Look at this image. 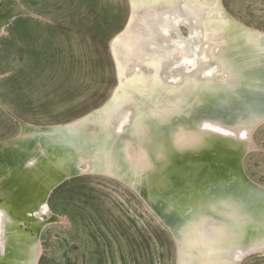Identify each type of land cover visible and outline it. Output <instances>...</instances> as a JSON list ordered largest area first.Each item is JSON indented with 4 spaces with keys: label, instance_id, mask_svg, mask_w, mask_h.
Returning a JSON list of instances; mask_svg holds the SVG:
<instances>
[{
    "label": "bare ground",
    "instance_id": "6f19581e",
    "mask_svg": "<svg viewBox=\"0 0 264 264\" xmlns=\"http://www.w3.org/2000/svg\"><path fill=\"white\" fill-rule=\"evenodd\" d=\"M0 1L1 34L26 10ZM128 6L109 40L117 86L106 104L64 126L20 120V134L0 140V264H38L40 232L56 219L46 200L87 174L144 200L176 242L174 264L264 253V185L242 164L264 125V30L222 0Z\"/></svg>",
    "mask_w": 264,
    "mask_h": 264
},
{
    "label": "rangeland",
    "instance_id": "374dc122",
    "mask_svg": "<svg viewBox=\"0 0 264 264\" xmlns=\"http://www.w3.org/2000/svg\"><path fill=\"white\" fill-rule=\"evenodd\" d=\"M15 1L26 15L14 17L0 34V140L18 131L3 106L20 120L56 124L101 105L116 83L109 40L129 12L127 0ZM222 3L243 23L264 30V0ZM252 137L256 150L242 164L264 185V125ZM46 205L56 219L40 232L38 264H174L168 228L118 179L73 177ZM241 264H264V253Z\"/></svg>",
    "mask_w": 264,
    "mask_h": 264
},
{
    "label": "water",
    "instance_id": "95a60500",
    "mask_svg": "<svg viewBox=\"0 0 264 264\" xmlns=\"http://www.w3.org/2000/svg\"><path fill=\"white\" fill-rule=\"evenodd\" d=\"M127 2H128V0H127ZM128 8H129V6H128ZM128 17H129V12H128V16H127V18H126V21H125V23H124V25H123V27H122V29L119 31V32H117L116 34H115V36L116 35H118L120 32H122L123 30H124V28H125V26H126V24H127V21H128ZM9 21H11V19L9 20ZM111 56V55H110ZM190 63H187V65L186 66H192V67H196V63H195V61L192 59H190V61H189ZM114 70H115V68H114ZM116 71V70H115ZM115 77H116V72H115ZM116 86H117V77H116ZM114 89H115V87H114ZM113 89V90H114ZM112 93H113V91H112ZM111 96V95H110ZM110 98V97H109ZM109 98H107L101 105H99L98 107H96V108H93V109H91L90 111H88V112H86V113H84V114H82V115H80V116H78V117H76V118H74V119H72V120H69V121H66V122H64V123H57L56 125H52V126H61V125H67V124H70V123H72V122H74V121H76V120H78V119H80V118H83L84 116H86V115H88V114H90V113H92V112H94L95 110H97V109H99V108H101L104 104H106V102L109 100ZM3 110H4V112L10 117V118H12L16 123H17V125H18V131H17V133H16V135H15V137H17L19 134H20V132H21V123H20V119L18 118V117H16L13 113H11V112H9L8 110H5L3 107H1ZM14 137V138H15ZM12 138V137H11ZM11 138H8V140H10ZM7 140V141H8ZM139 196V195H138ZM140 197V196H139ZM141 198V197H140ZM142 199V198H141ZM142 201L144 202V200L142 199ZM145 203V202H144ZM145 205L147 206V204L145 203ZM148 207V206H147ZM148 209H150L149 207H148ZM151 211V210H150ZM153 213V212H152ZM154 215H156V217H157V214H155L154 213ZM172 239H173V242H174V246H175V249H176V242H175V240H174V238H173V236H172ZM175 253H176V251H175Z\"/></svg>",
    "mask_w": 264,
    "mask_h": 264
},
{
    "label": "snow or ice",
    "instance_id": "6c2138e0",
    "mask_svg": "<svg viewBox=\"0 0 264 264\" xmlns=\"http://www.w3.org/2000/svg\"><path fill=\"white\" fill-rule=\"evenodd\" d=\"M134 107H135V105H134ZM137 123H139V117L137 118V119H135V120H133V122H132V126L134 127ZM129 130L128 129H125L124 130V132L127 134V132H128ZM116 140H120L121 138L120 137H116L115 138ZM166 150V146H162L161 147V152H164ZM150 161H149V165H150ZM262 195H264V193H262ZM183 214V213H182ZM192 215L194 216L195 215V209H193V213H192ZM186 219H192V216H186L185 217ZM230 226H234V225H230ZM199 243V242H198ZM209 264H223V262L221 261V260H219V259H215V260H212V261H210L209 262Z\"/></svg>",
    "mask_w": 264,
    "mask_h": 264
}]
</instances>
